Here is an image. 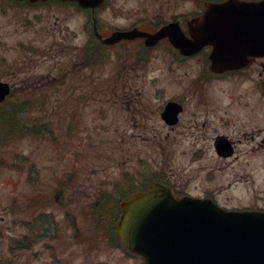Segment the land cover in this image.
<instances>
[{
  "label": "flooded vegetation",
  "instance_id": "flooded-vegetation-1",
  "mask_svg": "<svg viewBox=\"0 0 264 264\" xmlns=\"http://www.w3.org/2000/svg\"><path fill=\"white\" fill-rule=\"evenodd\" d=\"M213 1L224 0H209ZM206 2L151 0L129 12L123 10L124 3L116 7L113 0H104L98 13H85L82 45L72 42L75 30L65 29L61 40L50 45L53 52L49 54L56 60L55 72L68 73L67 86L73 92L74 102L77 86L82 91L79 97L85 102L91 98L95 72H102L99 84L107 86L106 92L123 124L121 129H125L121 133L129 134L131 143L129 151L120 148L116 163L120 173L115 178L98 176L99 169L83 174L82 181L88 182L89 190L79 191L78 196L76 187L73 191L65 188L73 177L64 175L63 187L58 183L53 195L50 220L34 224L22 221L26 233L20 237L19 252L12 253L5 247L3 253L1 248L0 264H13L17 258L20 264H28V254L34 253L37 264H42V252L36 248L43 241L81 243V239L68 236L76 216L71 210L77 214L82 211L77 202L79 197L89 199L100 213H109L105 219L111 231L119 209L114 202L95 198L113 197L118 201L133 190H147L154 183L169 190L175 198L209 199L225 210L264 213V182L261 189H247L250 182L264 181V50L252 54L251 47L237 44V53L229 54L239 62L221 64L217 68L223 70H214L210 55L216 40H208L194 23L204 13ZM50 3L54 2L46 4ZM102 13L124 18L123 22L115 26L108 18L102 19ZM170 24L167 38L154 46H145L144 38L140 37L110 45L101 43L116 31L136 29L152 34ZM181 35L186 43L194 45L179 47ZM240 37L239 34L236 38ZM14 80L23 85L39 82V79L32 82L29 77ZM120 141L123 144L124 140ZM146 147L152 148L157 158L141 159L139 148ZM156 164L159 168L155 169ZM173 164L179 168L172 169ZM140 165L149 167L151 173H145ZM109 182L113 183L112 189H107ZM30 184L37 189L46 188L38 178ZM232 189L242 193L229 194ZM22 204L27 208V195ZM43 206L39 204L37 208ZM88 209L96 213L87 206L84 211ZM56 212L62 214L63 222H57ZM62 232L66 236L61 237ZM33 240L40 241L29 247ZM60 251L55 250L54 260L56 264H65L59 257Z\"/></svg>",
  "mask_w": 264,
  "mask_h": 264
},
{
  "label": "rangeland",
  "instance_id": "rangeland-1",
  "mask_svg": "<svg viewBox=\"0 0 264 264\" xmlns=\"http://www.w3.org/2000/svg\"><path fill=\"white\" fill-rule=\"evenodd\" d=\"M150 1L113 0L116 7H121V3H124L123 10H128L129 12L136 10L138 4H149ZM84 18V13L75 12L73 8L66 5H48L46 7L30 8L0 0V80L10 81L13 74L17 78L29 77L32 82L39 79L40 83L43 84L39 87L49 92L52 88L48 85L49 80L45 78L41 81V78L54 74V61L49 54L53 50L50 45L61 40L64 28L75 30L79 35L74 37L72 42L81 44L83 39L81 23ZM101 18H108L115 26H119L120 21L123 22L122 20L124 19L114 17L111 13H108V15L102 13ZM19 45H23L25 48L21 50ZM31 45L43 49L44 52H39V50L37 53L25 52L24 49ZM100 72L98 71L95 77H100ZM95 81L98 82L97 79ZM26 88H18V92H27L25 97L28 96V92H31L30 89H33V85H28ZM101 88L104 89L105 87L101 86ZM71 106L72 104L68 101L67 97L56 98L52 94L50 102L42 110L52 109L56 112L57 118L50 116L43 118V115L34 113V118H40L42 122L49 120V123L54 125L51 129L57 142L66 141L69 142L70 146L72 143L75 151L81 150L74 157L71 155L70 161L64 164L54 161L53 142L49 139L38 140V142L17 139L10 142L9 145L0 144V157L4 156L6 161L0 165V226L7 232H12L13 234L25 232L23 227L19 225L20 221L18 219L26 217V211L20 203L23 201L25 195L31 192L30 186L25 181L23 174L20 175L19 171L10 168L8 165L15 158L21 159L22 154L27 155L30 162H35L37 173L40 174L39 179L43 184L45 183L46 188L49 184L53 188L55 180L62 173L66 175L68 171L78 170L75 177L67 182L65 186L68 191H73L76 187V195L79 191L89 190V188L87 189V186H89L87 181H79L82 177L81 174L87 173V163L90 164V169L96 168L100 170L98 176L115 178L120 173L116 165V160H118L121 153L120 148L122 147L125 151H129L128 148L131 141H129V134L121 133L125 129H121L123 124L119 119L116 105L114 106L111 101H107L106 96L101 91L96 92L95 102L82 109L83 113H85V119L84 117L79 118V121L83 122L84 119L86 125L89 126L88 132H81L72 139L65 135ZM100 111L103 113L100 114ZM46 115L48 114L46 113ZM59 138H61L60 141L58 140ZM121 139L124 140L123 144H121ZM152 151L154 150L150 147L139 148L138 156L146 160L157 158ZM81 152H84L85 156H79ZM96 156L105 158V160L99 162L95 160ZM78 159L84 160L82 164L79 163ZM127 166L129 167L131 164ZM140 167L145 173H149V171L151 173V169L146 165H140ZM156 168H159L158 164H156ZM171 168L178 169L179 166L173 164ZM52 179H54L53 182L51 181ZM76 179L78 180V184ZM262 182L264 181L256 180V182H250L247 189L249 191L261 189ZM45 189H39V191H42L40 197H46L44 193ZM232 193L239 195L242 192L238 189H232L229 191V194ZM15 197L19 208L13 216L9 215L8 209ZM78 201L79 206L82 208L90 200L88 199L86 202V199L79 197ZM71 212L76 214L77 218L81 217V219H78L80 220L78 222L79 226L86 225L84 222L85 217H82L81 212L77 214L74 209ZM56 215L57 222H63L62 214L56 212ZM70 231L71 237L74 239L73 229H70ZM101 231L99 230L94 237H90V240L86 243L69 245L63 241L59 242V247H57V249L61 250L59 255L63 256L64 260L69 264H142L139 257L126 256L121 249L108 244L102 238L105 237L104 231L102 234ZM64 236V233H62L61 237ZM7 237L8 235L6 233L3 235V230L0 228V249L2 248L3 253ZM63 247H65V250H63ZM36 250L42 252V262L50 261V252L45 246L37 247ZM37 263L34 255L30 256L28 254V264ZM13 264H20V259H14Z\"/></svg>",
  "mask_w": 264,
  "mask_h": 264
},
{
  "label": "water",
  "instance_id": "water-1",
  "mask_svg": "<svg viewBox=\"0 0 264 264\" xmlns=\"http://www.w3.org/2000/svg\"><path fill=\"white\" fill-rule=\"evenodd\" d=\"M35 1V0H31ZM83 8L99 6L102 0H74ZM206 38L216 40L211 60L214 67L234 64L230 52L236 45L251 47V53L264 50V0L246 3L227 0L206 5L196 23ZM163 28L154 35L114 33L106 44L121 38L146 36L152 45L166 35ZM240 38H236L238 35ZM249 39L256 40V42ZM185 47L194 45L180 38ZM9 94V86L0 82V103ZM159 196L158 189L131 194L121 203L122 214L117 234L124 247L143 257V264H264V218L222 213L210 204L189 199L174 200ZM165 200L159 206L158 204ZM164 206V207H162Z\"/></svg>",
  "mask_w": 264,
  "mask_h": 264
},
{
  "label": "trees",
  "instance_id": "trees-1",
  "mask_svg": "<svg viewBox=\"0 0 264 264\" xmlns=\"http://www.w3.org/2000/svg\"><path fill=\"white\" fill-rule=\"evenodd\" d=\"M101 47L100 44H98ZM18 91L13 92L0 106V141H12L14 138L37 136L38 125L26 116L32 110L31 100H20Z\"/></svg>",
  "mask_w": 264,
  "mask_h": 264
}]
</instances>
